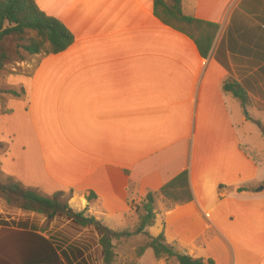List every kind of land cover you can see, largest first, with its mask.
Masks as SVG:
<instances>
[{
	"label": "crops",
	"instance_id": "1",
	"mask_svg": "<svg viewBox=\"0 0 264 264\" xmlns=\"http://www.w3.org/2000/svg\"><path fill=\"white\" fill-rule=\"evenodd\" d=\"M33 1L74 41L45 56L28 85L0 86V174L41 196L70 194L74 212L123 232L137 224L131 202L188 171L193 201L172 209L157 201L148 235L162 233L176 254L193 259L264 264V190L255 193L264 180L238 133L264 117V0H182L184 16L218 26L205 59L154 16L153 0ZM228 79L245 88L247 117L223 92ZM13 221L0 226V258L20 264L31 256L28 249L18 256L16 225L33 227ZM146 242L142 235L114 242V264ZM148 255L155 260L147 249L136 264Z\"/></svg>",
	"mask_w": 264,
	"mask_h": 264
},
{
	"label": "trees",
	"instance_id": "2",
	"mask_svg": "<svg viewBox=\"0 0 264 264\" xmlns=\"http://www.w3.org/2000/svg\"><path fill=\"white\" fill-rule=\"evenodd\" d=\"M181 5L182 0H153L154 16L162 25L193 40L199 55L205 59L211 51L218 26L197 20L194 17L184 16ZM190 29H193L196 34L192 35ZM7 39H14L18 43L25 42L19 47L29 56L58 55L66 51L74 41L73 36L63 24L41 12L33 0H0V72L9 62V58L2 50V45ZM222 90L238 101L243 108L251 105L245 88L236 81L228 79L224 82ZM2 93L18 97L23 94V91L20 95L12 90ZM254 123L264 138V128L261 123L259 121ZM241 149L248 158L256 159L255 152L248 151L245 147ZM0 150H4L1 143ZM262 185L264 186V182ZM248 191H250L248 188L238 189V193ZM0 195L6 204L14 203L22 212L41 215L50 221L57 218L65 219L72 226L81 230L92 229L97 236L96 246L100 250L102 264H114V242L138 235L145 236L147 242L135 250V260L131 264H136V261L143 256L147 249L152 251L157 262L163 261L164 264H170L172 259H175L178 264H213L211 261L205 262L202 259L176 254L173 246L166 244L162 233L154 238L150 237L146 231L155 225L157 201H160L165 209L182 207L193 201L188 171L176 176L158 192H147L137 203L129 204L130 211L137 218V224L133 231L113 232L105 228L93 216H87L85 211L74 212L68 204L58 200L63 193H56L52 197L41 196L9 179L6 185H0ZM91 197L94 198L91 194L87 197V201H90ZM9 225H11L9 222L0 220V226L8 227ZM16 226L20 227L22 231L16 235L17 245L21 250L18 256L23 257L21 253L25 249L30 251L28 256H31L30 258L26 257L20 264H61L60 258L67 264H87L92 260L89 244H67L61 239L62 236H60L61 238L56 235L44 238L41 234H37L43 233L39 230L26 232V224ZM62 245H65L66 248L62 249L64 247ZM0 264L10 263L0 258Z\"/></svg>",
	"mask_w": 264,
	"mask_h": 264
},
{
	"label": "rangeland",
	"instance_id": "3",
	"mask_svg": "<svg viewBox=\"0 0 264 264\" xmlns=\"http://www.w3.org/2000/svg\"><path fill=\"white\" fill-rule=\"evenodd\" d=\"M190 33L192 35L196 34L193 29H190ZM24 44L25 42L18 43L14 39H7L3 43L2 50L6 53L7 57L9 58V62L6 63L3 71L0 72V86H6L8 80L15 87H17L18 85H28L30 83L29 78H31L34 72L36 71L40 61L44 59V54H40L38 56H29L28 54H26L19 47ZM248 113V110L242 107V115L246 117V115L248 116ZM258 121H260L262 127L264 128V117H262ZM238 129L242 147H245V149H247L248 151L256 153L255 162L258 165L259 169L258 180H264V138L261 135L260 129L254 123V121L250 119L245 124L239 125ZM9 179L10 178L4 177L0 174V185H6ZM262 194H264V192H262ZM69 195L70 194L63 193V195H61L58 200L62 203L68 204ZM12 219H14L13 222L15 223L19 221H26L29 226L33 227V230H39L40 232H43L46 235L58 232L60 234L65 235L71 242H76L80 239V241L88 242L91 247L93 261H95L96 264H101V257L98 252V248H95V233L92 230L80 231V229L75 228L65 219L57 218L55 220L50 221L41 215L22 212L21 210H19L16 204H6L0 195V220L12 222ZM131 244L132 241L129 242V245ZM148 256L149 257H145L143 259L141 264H150L155 261L153 257H151V255ZM134 260L135 254L133 252L125 253L121 259V261L126 262L125 264H131Z\"/></svg>",
	"mask_w": 264,
	"mask_h": 264
},
{
	"label": "water",
	"instance_id": "4",
	"mask_svg": "<svg viewBox=\"0 0 264 264\" xmlns=\"http://www.w3.org/2000/svg\"><path fill=\"white\" fill-rule=\"evenodd\" d=\"M246 117H247V115H246ZM263 190H264V187L261 186V187H259V188H257V189L255 190V193H260V192H262Z\"/></svg>",
	"mask_w": 264,
	"mask_h": 264
}]
</instances>
